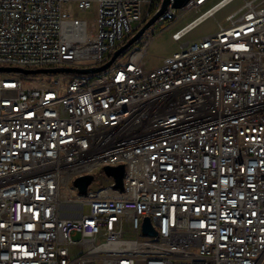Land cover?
Returning <instances> with one entry per match:
<instances>
[{"label": "built area", "instance_id": "1", "mask_svg": "<svg viewBox=\"0 0 264 264\" xmlns=\"http://www.w3.org/2000/svg\"><path fill=\"white\" fill-rule=\"evenodd\" d=\"M232 1L156 66L153 24L101 72L0 71V264H264V0L183 40ZM160 3L0 0V66H100Z\"/></svg>", "mask_w": 264, "mask_h": 264}, {"label": "rangeland", "instance_id": "2", "mask_svg": "<svg viewBox=\"0 0 264 264\" xmlns=\"http://www.w3.org/2000/svg\"><path fill=\"white\" fill-rule=\"evenodd\" d=\"M217 1L218 0H209L200 8L186 10L182 12L180 16L173 22L161 21L159 24H154L150 29L151 32L149 38H151V41L148 45L145 55L147 64L149 66H156L162 62L164 57L177 50L180 45L172 40L171 34L173 31L179 29L186 23L196 18L202 11ZM241 4V0H234L225 7L220 8L215 13L214 17H209L202 21L192 31H190L183 40L201 37L217 30L219 25H226V16L238 9ZM72 11L74 14L81 18H85L90 23L94 15L95 7L91 6L85 11H76L74 9Z\"/></svg>", "mask_w": 264, "mask_h": 264}, {"label": "water", "instance_id": "3", "mask_svg": "<svg viewBox=\"0 0 264 264\" xmlns=\"http://www.w3.org/2000/svg\"><path fill=\"white\" fill-rule=\"evenodd\" d=\"M189 0H161V3L155 13L120 47H118L104 64L96 67L89 68H77V67H52V68H40V69H24L19 67H4L0 66V71L2 72H16L22 74H40V73H50V72H75L79 74H87V73H97L107 69L113 61L126 50L129 46H131L136 40H138L143 33L149 29L156 20L164 13L167 7L171 4L173 8H181L185 4H187ZM104 172L107 175L114 177L115 179V187L122 188V178L124 174L123 165L116 166H104ZM92 181V175H82L77 177L74 180V186L78 188L79 192L84 194L87 190V186ZM142 233L145 235H156V231L150 226L147 218L144 219L142 224Z\"/></svg>", "mask_w": 264, "mask_h": 264}, {"label": "bare ground", "instance_id": "4", "mask_svg": "<svg viewBox=\"0 0 264 264\" xmlns=\"http://www.w3.org/2000/svg\"><path fill=\"white\" fill-rule=\"evenodd\" d=\"M220 9V7H217V8H215V9H213V11H218ZM187 25V24H186Z\"/></svg>", "mask_w": 264, "mask_h": 264}]
</instances>
